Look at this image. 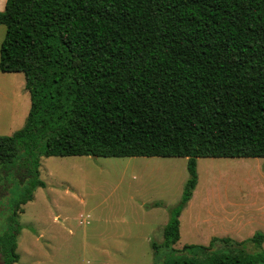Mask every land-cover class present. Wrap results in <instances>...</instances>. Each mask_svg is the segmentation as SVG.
Wrapping results in <instances>:
<instances>
[{"label":"trees","instance_id":"obj_1","mask_svg":"<svg viewBox=\"0 0 264 264\" xmlns=\"http://www.w3.org/2000/svg\"><path fill=\"white\" fill-rule=\"evenodd\" d=\"M0 24V70L29 92L23 125L0 135V182L15 181L2 264L51 155L186 157L154 264H264L260 230L173 247L197 157H264V0H6Z\"/></svg>","mask_w":264,"mask_h":264},{"label":"rangeland","instance_id":"obj_2","mask_svg":"<svg viewBox=\"0 0 264 264\" xmlns=\"http://www.w3.org/2000/svg\"><path fill=\"white\" fill-rule=\"evenodd\" d=\"M28 108L23 73L0 70V135L20 128ZM186 162L184 156H42L45 186L17 214L19 258L12 264H154L151 242L163 239L188 177ZM195 168L173 247L264 232V157L202 156ZM9 186L13 191L15 181L0 182L4 205Z\"/></svg>","mask_w":264,"mask_h":264},{"label":"crops","instance_id":"obj_3","mask_svg":"<svg viewBox=\"0 0 264 264\" xmlns=\"http://www.w3.org/2000/svg\"><path fill=\"white\" fill-rule=\"evenodd\" d=\"M5 1L6 0H0V11L4 9L5 6ZM0 26H4L2 24H0ZM1 28V27H0ZM5 28V27H4ZM5 32V31H4ZM3 39V38H2ZM2 41V40H1ZM1 43V42H0ZM179 237H180V233H179Z\"/></svg>","mask_w":264,"mask_h":264}]
</instances>
